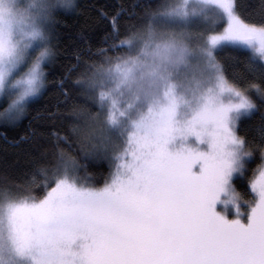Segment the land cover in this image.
Masks as SVG:
<instances>
[{
    "label": "snow or ice",
    "instance_id": "1",
    "mask_svg": "<svg viewBox=\"0 0 264 264\" xmlns=\"http://www.w3.org/2000/svg\"><path fill=\"white\" fill-rule=\"evenodd\" d=\"M260 5L258 19L243 18L236 0L100 8L102 43L81 30L51 79L60 13L73 0H31L16 20L0 6V140L33 169L24 182L0 177V264H264ZM210 12L220 24L195 28ZM225 46L247 49L238 78L217 56ZM53 83L56 104L33 111ZM245 170L249 211L241 219L233 190L229 219L215 206Z\"/></svg>",
    "mask_w": 264,
    "mask_h": 264
},
{
    "label": "trees",
    "instance_id": "2",
    "mask_svg": "<svg viewBox=\"0 0 264 264\" xmlns=\"http://www.w3.org/2000/svg\"><path fill=\"white\" fill-rule=\"evenodd\" d=\"M160 0H75V7L71 10L62 11L60 13L61 23L57 25L59 33V45L60 56L59 64L54 66L49 74V78L59 77L63 71V68L67 67V62L72 60L73 52L78 44V33L81 30L88 31L92 35L93 45L102 43V38L107 30V24L98 25L95 21L99 17V9L103 8L111 16L119 7H123L125 12L132 11L131 5L133 3H151L153 5L159 3ZM237 10L245 19H258L259 11L261 8L260 0H236ZM138 12L139 9L137 8ZM135 19V17H133ZM88 24L90 27L85 28L84 25ZM220 24V21L215 18L214 13L210 12L207 19L201 17L193 21L195 28H207L216 27ZM247 55V51L242 48L225 46L217 52V56L223 62V66L230 77L238 78L239 75L246 73L243 57ZM63 66V68L61 67ZM51 93V95H50ZM59 89L55 83H53L44 93V96L36 100L33 105V111L44 108L47 106L48 110H51L53 105L56 104L59 99ZM117 109L123 110L121 105L123 101L117 96ZM130 99V98H129ZM81 103L87 104V100H81ZM63 107V106H62ZM27 123V120L24 121ZM253 134H257L259 130V122L255 119L251 122ZM16 133H10L15 135ZM195 138L190 137L188 143L195 144ZM194 143H193V142ZM179 142L174 146H178ZM201 148L206 149V144H201ZM171 148V147H170ZM253 162H249V168L255 167ZM198 168V166H197ZM32 165L25 162V158L21 154L19 161H17V152L11 148L7 152L3 151V141L0 140V177L7 176L9 179L24 182L31 179ZM89 172L95 173L96 169L89 168ZM251 176L249 170H245L243 176L240 174H234L229 185L228 193L233 190L239 195L240 207L245 213L248 209V204L244 201L251 196L250 186L248 179ZM42 177L37 176L36 182H41ZM229 196L228 194H222L221 198ZM226 208H229L226 206ZM245 218V216H243Z\"/></svg>",
    "mask_w": 264,
    "mask_h": 264
},
{
    "label": "rangeland",
    "instance_id": "3",
    "mask_svg": "<svg viewBox=\"0 0 264 264\" xmlns=\"http://www.w3.org/2000/svg\"><path fill=\"white\" fill-rule=\"evenodd\" d=\"M230 47H237V48H242V49H245L247 51L246 48H244L243 46H230ZM189 76L191 77V79H189L188 83L195 87V81H196V70L195 69H190L189 70ZM190 140V138H189ZM188 140V142H189ZM195 141V140H194ZM178 142H180L179 140H177L175 142V144H177ZM193 142V141H192ZM194 143V142H193ZM174 144V145H175ZM173 144H170L169 147H172ZM198 170V168L196 169ZM226 194H231V193H226ZM224 201H228L227 203H224ZM238 205H239V208L241 210V219H246V216H247V212L249 211V206H248V209L247 211L244 213L243 212V209L240 207V203L239 201H237ZM226 206H228L229 208H226ZM216 211L224 214L227 216V218L229 219H232V218H235L236 216V208L234 207L233 203L229 200V196L227 197H223L221 198L219 201H217L216 203ZM243 216H245V218H243Z\"/></svg>",
    "mask_w": 264,
    "mask_h": 264
},
{
    "label": "clouds",
    "instance_id": "4",
    "mask_svg": "<svg viewBox=\"0 0 264 264\" xmlns=\"http://www.w3.org/2000/svg\"><path fill=\"white\" fill-rule=\"evenodd\" d=\"M30 4L31 0H0V6L6 9L4 15L13 20L26 15ZM73 6H75V0H73Z\"/></svg>",
    "mask_w": 264,
    "mask_h": 264
}]
</instances>
